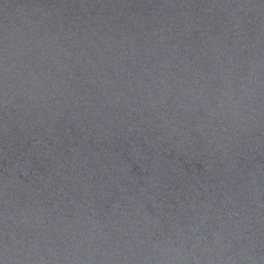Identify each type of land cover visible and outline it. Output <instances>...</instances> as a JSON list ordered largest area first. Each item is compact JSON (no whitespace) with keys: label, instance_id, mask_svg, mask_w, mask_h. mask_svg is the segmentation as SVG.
Segmentation results:
<instances>
[{"label":"water","instance_id":"95a60500","mask_svg":"<svg viewBox=\"0 0 264 264\" xmlns=\"http://www.w3.org/2000/svg\"><path fill=\"white\" fill-rule=\"evenodd\" d=\"M0 264H264V0H0Z\"/></svg>","mask_w":264,"mask_h":264}]
</instances>
